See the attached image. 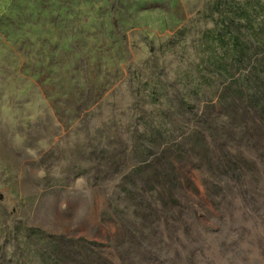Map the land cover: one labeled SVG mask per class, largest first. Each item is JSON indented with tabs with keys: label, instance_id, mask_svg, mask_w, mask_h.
I'll return each mask as SVG.
<instances>
[{
	"label": "rangeland",
	"instance_id": "rangeland-1",
	"mask_svg": "<svg viewBox=\"0 0 264 264\" xmlns=\"http://www.w3.org/2000/svg\"><path fill=\"white\" fill-rule=\"evenodd\" d=\"M212 1L0 0V264H264V91L206 70Z\"/></svg>",
	"mask_w": 264,
	"mask_h": 264
},
{
	"label": "trees",
	"instance_id": "trees-1",
	"mask_svg": "<svg viewBox=\"0 0 264 264\" xmlns=\"http://www.w3.org/2000/svg\"><path fill=\"white\" fill-rule=\"evenodd\" d=\"M209 13L214 27L200 40L206 70L233 80L239 85L235 91L244 95L261 85L264 91V0H213ZM202 79L207 86L215 82L205 75ZM258 99L252 97L253 106Z\"/></svg>",
	"mask_w": 264,
	"mask_h": 264
}]
</instances>
